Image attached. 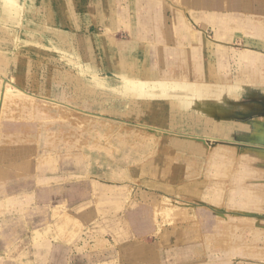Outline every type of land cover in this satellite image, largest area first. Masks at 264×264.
<instances>
[{"label":"rangeland","instance_id":"rangeland-1","mask_svg":"<svg viewBox=\"0 0 264 264\" xmlns=\"http://www.w3.org/2000/svg\"><path fill=\"white\" fill-rule=\"evenodd\" d=\"M100 28L90 31L97 34L96 68L89 67L88 42L80 45V67H73L76 55L62 45L59 51L56 37L18 32L10 39L0 31L1 52L13 58L11 70L0 73V128L36 141L37 129L46 127L49 143L58 146L49 148L50 156L59 152L65 176L120 181L121 170L128 171L129 242L113 246L112 258L98 264H264V210L255 211L264 205V83L219 84L220 92L237 90L216 99L215 108L208 103L203 114L192 101L191 109L179 102L172 115L170 100H151L153 86L142 89L141 99L116 83L102 62L106 37ZM65 71L81 78V92L50 83L42 95L35 85L10 78L28 74L44 81ZM107 77L113 82H104ZM143 208L156 231L134 238L132 227L140 222L131 214L139 219Z\"/></svg>","mask_w":264,"mask_h":264},{"label":"crops","instance_id":"crops-1","mask_svg":"<svg viewBox=\"0 0 264 264\" xmlns=\"http://www.w3.org/2000/svg\"><path fill=\"white\" fill-rule=\"evenodd\" d=\"M95 27L104 31L102 62L116 83L141 99L142 89L153 86L151 100H170L172 115L179 102L191 109L192 101L203 114L208 103L215 108L216 99L237 90L220 92L219 84L264 83V0H0V31L10 39L18 32L56 37L58 47L76 55L73 67H80V45L88 42L94 51L89 67L96 68ZM114 35L129 38L116 42L109 38ZM1 51L0 73L13 67V58ZM10 78L35 85L42 95L50 83L81 92V78L66 71L44 81L28 74ZM108 78L104 82L112 83ZM35 112L47 115L46 109ZM15 131L0 128V264H98L112 258L113 246L128 245V171L121 170L120 181L65 176L59 152L50 156L57 145L49 143L46 127L37 129L36 141L13 136ZM33 148L41 149L35 158ZM148 213L143 208L139 219L131 214L140 222L131 224L134 238L156 231Z\"/></svg>","mask_w":264,"mask_h":264}]
</instances>
